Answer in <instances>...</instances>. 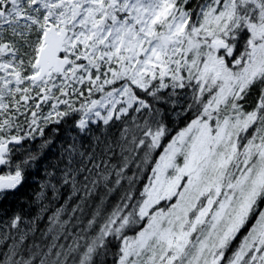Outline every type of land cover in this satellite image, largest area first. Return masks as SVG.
Returning a JSON list of instances; mask_svg holds the SVG:
<instances>
[{
    "label": "snow or ice",
    "instance_id": "6c2138e0",
    "mask_svg": "<svg viewBox=\"0 0 264 264\" xmlns=\"http://www.w3.org/2000/svg\"><path fill=\"white\" fill-rule=\"evenodd\" d=\"M0 264H264V0H0Z\"/></svg>",
    "mask_w": 264,
    "mask_h": 264
}]
</instances>
